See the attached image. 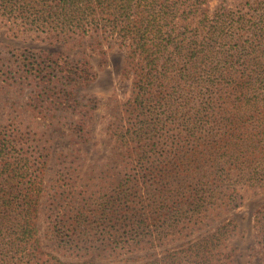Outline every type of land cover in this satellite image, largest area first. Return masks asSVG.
<instances>
[{"label": "rangeland", "instance_id": "1", "mask_svg": "<svg viewBox=\"0 0 264 264\" xmlns=\"http://www.w3.org/2000/svg\"><path fill=\"white\" fill-rule=\"evenodd\" d=\"M148 12L158 21L148 51L157 60L137 117L129 113L131 42L113 33L63 45L34 25L17 38L0 25V135L17 132L45 159L41 248L64 264H262L254 218L264 206V0H159ZM193 56L194 82L183 69ZM70 68L74 75L60 72ZM142 123L143 145L126 141ZM133 150L171 166L151 188L178 203H158L145 228L107 233L108 216L95 210L110 197L129 202ZM72 184L86 199L73 200L85 214L70 209L65 220L80 221L69 230L58 189ZM139 185L133 203L150 195Z\"/></svg>", "mask_w": 264, "mask_h": 264}, {"label": "trees", "instance_id": "2", "mask_svg": "<svg viewBox=\"0 0 264 264\" xmlns=\"http://www.w3.org/2000/svg\"><path fill=\"white\" fill-rule=\"evenodd\" d=\"M157 1L159 0H0V25H8V33L16 38L20 33L29 30L30 25H34L37 31L45 34L47 38L61 42L63 45L88 37L101 39V42L109 41L108 39L115 37L113 33L116 34L115 39L131 42L129 46L130 69L134 74V79L132 97L129 100V113L137 117L140 115L139 111L143 102L149 99L147 97L151 93V79L156 69L157 59L151 58L148 52L152 49L149 44L152 38L149 37L153 33L156 34L159 28H157V18L148 10L153 9ZM17 19H21L22 22H16ZM110 25L113 27L109 28ZM157 47L162 46L158 44ZM143 55H145L144 58H142ZM198 59H200L198 56L188 58L183 68L189 72L188 79L192 82L197 80L194 74L199 69V63L196 62ZM83 69L81 65L78 71ZM43 71L46 72L47 69L38 68L36 72ZM72 71L75 69L70 68L60 72L67 75L72 74ZM63 74L58 75L59 80L66 78ZM78 78L81 79V76L79 75ZM261 81L264 86V78ZM64 85L70 86L68 83ZM58 89H60L58 90L59 96H69L67 95L70 93L69 89L63 87ZM145 127L146 124L142 123L132 133L126 134V141L143 145ZM80 130H82L81 126L72 127L74 133ZM24 143L17 132L11 135H0V264H64L46 254L40 245L37 219L45 190L42 177L45 159L40 154L36 156L29 152L24 148ZM133 152L136 153L139 167L138 174H135V177L129 181V184H134L127 194L129 202L124 205L117 202L119 198L110 197L95 210L100 215L108 216L107 223L110 225L107 233H112L114 227L118 228L116 231L122 227L126 229L127 226L132 229L133 224L138 229L139 227L145 228L148 213L151 220H155L157 212L153 208L158 203L162 205L168 202H173L172 205L178 203V200H175L176 196L169 197L162 193L166 192L165 189L159 190L156 195L154 188H151L159 183L161 176H164L166 172H171V166L155 164L153 159L144 155L143 152L135 150ZM176 166L173 165V167ZM261 176V181H264V173ZM140 183L141 188L148 189L150 195L145 193L139 198L138 203H133L135 192L140 190ZM85 195L84 190L79 191L73 184L64 189L61 195L58 189L59 208L62 212L61 221H64L70 214V209L81 218L84 217V207L80 206L76 211L77 206L73 200L85 198ZM70 202L73 206H65ZM135 217L138 219L141 217V220H135ZM71 221H64V226L69 230H73L70 227L80 219L72 218ZM254 229L255 244L258 247L257 254L264 264V206L255 214Z\"/></svg>", "mask_w": 264, "mask_h": 264}]
</instances>
